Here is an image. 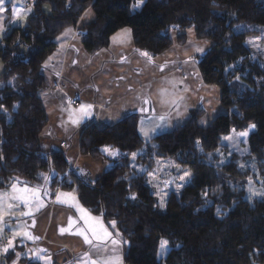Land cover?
<instances>
[{
	"label": "trees",
	"instance_id": "obj_1",
	"mask_svg": "<svg viewBox=\"0 0 264 264\" xmlns=\"http://www.w3.org/2000/svg\"><path fill=\"white\" fill-rule=\"evenodd\" d=\"M32 1L27 26L13 29L0 50L5 71L0 78V191L17 178L27 186L45 185L50 195L75 193L90 214L115 222L127 244L124 264H264V200L246 199L238 184L247 174L239 170L241 158L221 143L233 131L252 129L243 160L256 161L254 170L264 178V59L249 44L264 36V0H144L140 8H134L139 0ZM12 3L5 0L7 22ZM89 9L96 20L78 32L90 56L107 49L126 28L137 51L149 56L171 49L173 33L194 29L198 40L211 44L198 56V69L204 84L219 90L224 111L208 128L199 125L204 110L193 111L184 125L149 141L140 135L139 114L112 127L85 128L80 154L111 165L94 181L71 171L64 153L48 151L42 142L49 125L41 96L49 88L44 66L57 51V38L76 29ZM184 36L178 37L181 46ZM105 147L120 155L105 153ZM144 148L191 173L190 182L172 192L164 208L149 175L130 165L132 154ZM223 156L231 157L228 164H222ZM162 241H167L163 255ZM17 248L25 249L16 247L0 259L12 261ZM18 262L39 264L27 257Z\"/></svg>",
	"mask_w": 264,
	"mask_h": 264
},
{
	"label": "crops",
	"instance_id": "obj_2",
	"mask_svg": "<svg viewBox=\"0 0 264 264\" xmlns=\"http://www.w3.org/2000/svg\"><path fill=\"white\" fill-rule=\"evenodd\" d=\"M19 1L26 2L13 0L12 9L14 7L21 8V4H18ZM30 2L29 6L31 7L21 13V15L26 14V19H16L12 13L9 22H7L6 11L0 14V25L3 28V31H0V37H2L0 38V50L3 39L13 29L27 26V20L32 13L28 10L33 8V1L30 0ZM46 11L48 12L49 9L46 8ZM95 20L94 12L89 9L83 14L76 29H70V32L68 29L57 38V51L47 61L48 67H44L43 70L49 88L41 93L49 119V125L42 138L45 149L51 152H63L71 171L80 170L93 181L102 177L111 168V165L104 159H92L80 154V140L85 128L91 125L100 129L115 126L130 115L139 114L141 116L145 112H141V108H144L148 115L147 117L141 116L140 122L147 118L150 120L152 116H164L165 119L161 122L168 132L184 125L190 119L191 113L197 111L196 109L204 110V115L199 121V125L203 128L211 126L214 120L224 113L220 104L219 90L203 83L200 72L194 63L185 64L187 59L190 61L189 57L184 56L185 58L181 59L183 61L181 64V62H175L179 54L172 55L171 51L160 59L149 61L148 57L139 53L135 48L132 32L125 33L128 28L117 32L111 38L107 49L101 50L94 56L88 55L83 47L85 37L79 34L78 29L95 22ZM66 32L67 35H65ZM178 33L175 32L173 36L171 35L172 48L176 47L181 50L184 46L177 45V38L186 32ZM185 68H188L187 74L183 71ZM181 72L184 74L183 78L180 77ZM4 73V67L0 61V78ZM173 74H177L179 77L173 78L172 82H169L170 76ZM47 77H50V81ZM166 80L170 84V88L166 91V96H161L162 89L159 90V87ZM175 85H178L179 89L175 88ZM145 100H148L149 103L145 104ZM61 104H70L76 108L81 104H91L93 106L91 112L93 111L94 117L84 128L80 127V124L73 125L65 120ZM140 135L142 137L141 132ZM60 193L71 194L75 197V201L82 206L77 195L73 192L59 191L54 195L48 193L49 196H42L46 206L36 213V220L33 219L34 226L33 220L27 221L28 218L25 219L27 223H23V231L38 237V239L31 240L23 234L18 238L12 237L17 244L8 252L16 247H23L26 254L33 256L32 259L39 264H79L81 258L89 253H92L93 258L96 257V252L81 237L67 232L60 233V228L68 227L70 217L77 221L76 227L83 224V221L80 220V213L74 207L57 202L56 198ZM82 208L85 209L83 206ZM99 219L104 227L112 233L113 238L121 242L115 251L109 244L108 254L119 256L121 264H124L127 250L126 241L116 227L113 228L105 223L104 219ZM38 255L50 257V261L37 259Z\"/></svg>",
	"mask_w": 264,
	"mask_h": 264
},
{
	"label": "rangeland",
	"instance_id": "obj_3",
	"mask_svg": "<svg viewBox=\"0 0 264 264\" xmlns=\"http://www.w3.org/2000/svg\"><path fill=\"white\" fill-rule=\"evenodd\" d=\"M24 1L26 2L19 1L18 4L19 5L21 4V8H23V10L26 11L29 7H31L29 6V3L31 2L30 0H24ZM28 11H30L31 13L33 11V8ZM186 34H182L183 36L185 35L184 37L186 38V45H184V47L182 48L179 47L181 48V50H178L176 47L175 48L171 47L172 49H169L167 52L170 53L172 51L171 52L172 55L179 54L178 59H176L175 62H179V63L181 62V64L183 62L181 59L185 57H189L190 61H188L187 59L185 61V64L188 62L189 63L192 62L198 68V63H197L198 56L203 55L210 48L211 44L208 41L198 40L195 37L194 29L186 31ZM177 42H178V38H177ZM249 44L251 45V47L255 50L257 54H260L262 56L261 59H264V36L249 39ZM177 45L181 46L178 43ZM197 48L203 49V51L198 52ZM167 52L159 56H150L152 58L151 61L160 59L164 54H167ZM183 71L187 74L188 68H185ZM183 75L184 74L181 72L180 77L183 78L184 77ZM170 77L171 79L169 82H172L173 78L177 79V77L179 76H177V74H173ZM47 78L50 81V77H47ZM169 85L170 84L166 80L163 83V85L159 87L160 88L159 90L162 89V90L167 91L170 88ZM177 86L178 85H175V88L179 89V86L178 87ZM61 106L63 109V116L65 117V120L71 123V119L80 118L81 119V122L79 123L80 127L83 126L84 128L85 125L88 124L89 121L92 119V117H94L93 111L91 112V115L89 118V117L83 116L82 113L76 111L80 107L76 108L70 104L69 105L61 104ZM196 110H199V109H196ZM147 115L148 114L146 113V110H145V112L142 113L141 116L147 117ZM152 115L154 114L152 113ZM141 116L139 117V122H140ZM139 124H140V132L142 134V137L146 141H149L150 139H152V137L155 136L157 133L164 132V131L168 132V130L162 125V122L159 119V116L157 115L152 116L150 120H148L147 118L143 121V123L140 122ZM157 125H162V127H157ZM141 129H143V131ZM252 131H253L252 129L244 131V132H248L247 137L240 136L239 133H242V132L233 131L231 132L230 135L226 136V137H229V136L232 137V140H226L224 139L225 137L222 138L221 140L222 146L224 147L222 149H228L229 154H232V155L237 154L241 158V160L239 161V170L242 173L246 172L247 174L244 177H242L241 180H239L238 184H240L245 190L246 199L249 202H254L256 200L257 201L264 200V196L254 194V193H264V178L258 177L257 176L258 174L254 170V167L256 166L255 165L256 161H255V164H253L249 160H245V161L243 160L244 158H247V155H248L247 143H248L249 136L252 133ZM149 153H151L150 154L151 156L150 158H147L149 156L148 155ZM139 157H143V158L139 159ZM230 160H231L230 156H223L222 164L223 165L228 164ZM130 165L132 169L135 170V172L140 173V174L149 175V178H148L149 184L154 188V191L156 192L155 196L157 197L159 206L161 208L165 207L166 201L172 192L178 193L179 191H181L190 182L192 178L191 175L190 176L185 175V173H190V172L188 170H184L181 167H179L180 165L177 163V161L171 160V159L170 160L160 159L156 157L153 151L149 152L148 148H144L143 151L138 152L135 156V159L131 157ZM249 170L251 171L249 172ZM182 176L184 177V179L180 178ZM12 182L7 188H4L3 190H1L0 193H11L13 184H16L18 188L27 186L26 184L20 183L21 180L17 178H15ZM27 187L29 188L39 187L43 190L45 188V185L39 184V185L27 186ZM8 203L14 204L15 207L9 209L7 207ZM4 209H5L4 222L0 223V227L3 228V231L0 232V249L7 247L9 240L13 241V246L16 245L17 242L12 237L18 238L19 235H22L25 232L23 231V223L26 224L27 221H31L33 219L36 220V216H37L36 213L39 212V211H33V214L31 216L23 215L22 213L27 212L28 208H26L23 203H20L18 201H13L11 199H8L4 203ZM29 217H32V218H29ZM26 218H28L27 221H25ZM105 223H107L109 226L112 225V222L106 221ZM11 248L13 247L8 248V251ZM7 252L5 253L3 251H0V256L2 257L5 256ZM2 253H5V254H2ZM14 254H15L14 259H13L14 261L13 260L8 261V259L2 260L3 258H1L0 264H20L18 261L25 257L27 258L29 257L32 261H34L32 259L33 256L31 257L30 254L27 255L26 252L23 251V249L18 251V248H17V252H15Z\"/></svg>",
	"mask_w": 264,
	"mask_h": 264
},
{
	"label": "snow or ice",
	"instance_id": "obj_4",
	"mask_svg": "<svg viewBox=\"0 0 264 264\" xmlns=\"http://www.w3.org/2000/svg\"><path fill=\"white\" fill-rule=\"evenodd\" d=\"M144 3V0H139V2L134 6V8H140ZM5 0H0V14L3 12L7 11L4 7ZM24 12L23 9L19 7H14L12 9L13 16L16 19H26L27 16L21 15V13ZM87 15V13H86ZM0 31H3L2 25H0ZM69 32L71 31L70 29L68 30ZM130 29H126L125 33L130 34ZM68 33L66 32L65 35ZM2 38V37H0ZM198 52H202L203 49L197 48ZM142 55L148 57L149 61H151V57L147 52L142 53ZM45 68L48 67V64L46 63ZM163 70V68H161ZM98 91V89H97ZM167 92L165 90L161 91V96H166ZM71 103V101H69ZM145 104H148L149 101L145 100ZM93 106L91 104L84 105L81 104L80 108L76 111L80 112L83 114V116L89 117L91 115V110ZM141 112H144L145 109L141 108ZM153 111H155L153 109ZM160 120H164L165 117L161 116L159 117ZM81 122L80 118H74L71 119V123L73 125L78 126L79 123ZM143 123V121H141ZM157 127H162V125H157ZM251 128H255V125H252ZM143 131V129H141ZM240 136L247 137L248 132H242L239 133ZM224 139L226 140H232V137H225ZM103 151L113 157L120 155V153L117 150H112L108 147H105ZM136 154H132V158L135 159ZM81 175H86V173L81 172ZM186 176H190L191 173H185ZM181 179H184V177H180ZM48 178L45 177V182L47 184ZM256 195H261L264 196V193H254ZM48 195L47 187L42 190L39 187L36 188H29L27 186L18 188L16 184H13L12 186V192L11 193H0V223L4 222V216H5V209H4V203L8 200L11 199L13 201H18L20 203H23L26 208H28V211L25 213H22L23 215H28L31 216L33 214V211H39L41 208L45 207V201L42 198V196ZM135 199V197H132ZM57 202L61 204H66L69 207H74L77 212L80 213V220L83 221V224L79 227H76L77 221L72 219L71 217L69 218V224L67 228H60L59 231L61 234H64L65 232L71 234V235H76L79 236L83 239V241L90 246L91 249H93L96 252V257L93 258L92 253L87 254L86 256L82 257L79 264H121V258L119 256H111L108 254V245L111 244L113 246V251H115V248L120 245V240L113 238L112 233L108 231L106 227L101 223L100 219L97 217L91 216L87 210L83 209L82 206L79 205L77 201H75V197L72 196L71 194H66V193H60L57 195ZM7 207L9 209L15 207L14 204L8 203ZM35 221L33 220V226H34ZM113 228L115 227V222H112L111 225ZM3 231V228L0 227V232ZM23 235L31 240H36L38 237L32 236L28 232H24ZM119 234L117 233V236ZM167 241H162L161 242V255L164 254V252L167 250L166 249ZM13 247V241L9 240L8 241V246L4 247L3 249H0V251L7 252L8 248ZM41 251H44L41 249ZM37 259L41 260H48L50 261V257H44V256H37Z\"/></svg>",
	"mask_w": 264,
	"mask_h": 264
}]
</instances>
